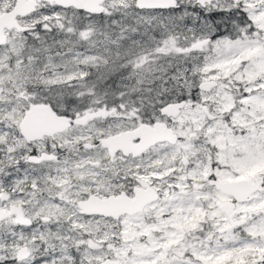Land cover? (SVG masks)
I'll list each match as a JSON object with an SVG mask.
<instances>
[{"label":"snow or ice","instance_id":"obj_1","mask_svg":"<svg viewBox=\"0 0 264 264\" xmlns=\"http://www.w3.org/2000/svg\"><path fill=\"white\" fill-rule=\"evenodd\" d=\"M0 264H264V0H0Z\"/></svg>","mask_w":264,"mask_h":264}]
</instances>
